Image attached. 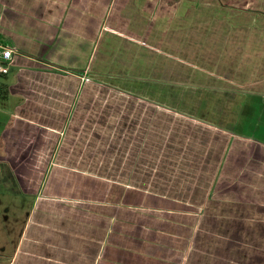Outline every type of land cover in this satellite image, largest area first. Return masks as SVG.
<instances>
[{
  "label": "crops",
  "instance_id": "0c3cea01",
  "mask_svg": "<svg viewBox=\"0 0 264 264\" xmlns=\"http://www.w3.org/2000/svg\"><path fill=\"white\" fill-rule=\"evenodd\" d=\"M0 46L6 264H264V0H0Z\"/></svg>",
  "mask_w": 264,
  "mask_h": 264
},
{
  "label": "rangeland",
  "instance_id": "374dc122",
  "mask_svg": "<svg viewBox=\"0 0 264 264\" xmlns=\"http://www.w3.org/2000/svg\"><path fill=\"white\" fill-rule=\"evenodd\" d=\"M180 93L183 94L184 92L182 91ZM180 93H178V95H180L179 98L185 97V93L183 96H181ZM147 167L149 169V166ZM178 169H181V167ZM185 176L184 171L179 170V179L176 181L149 182L148 180V185L155 186V184H157L158 186L168 189L169 193L184 197L186 185L192 184ZM201 191L202 187L198 185V187L194 189V193H190L194 196L193 200H201ZM32 202L33 198L31 196L23 198L15 194L0 196V264H6L7 261H9L16 247L19 232L27 218V212Z\"/></svg>",
  "mask_w": 264,
  "mask_h": 264
},
{
  "label": "built area",
  "instance_id": "2783aa9c",
  "mask_svg": "<svg viewBox=\"0 0 264 264\" xmlns=\"http://www.w3.org/2000/svg\"><path fill=\"white\" fill-rule=\"evenodd\" d=\"M0 48H1L0 57L3 58L4 60H10L13 53L12 49L3 46H0ZM6 71H7V65L0 64V72L5 73Z\"/></svg>",
  "mask_w": 264,
  "mask_h": 264
}]
</instances>
